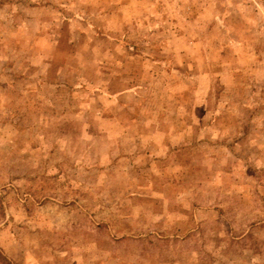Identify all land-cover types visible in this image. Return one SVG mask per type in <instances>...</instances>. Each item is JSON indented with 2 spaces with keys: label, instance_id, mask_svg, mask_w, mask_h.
<instances>
[{
  "label": "rangeland",
  "instance_id": "374dc122",
  "mask_svg": "<svg viewBox=\"0 0 264 264\" xmlns=\"http://www.w3.org/2000/svg\"><path fill=\"white\" fill-rule=\"evenodd\" d=\"M0 264H264V0H0Z\"/></svg>",
  "mask_w": 264,
  "mask_h": 264
}]
</instances>
